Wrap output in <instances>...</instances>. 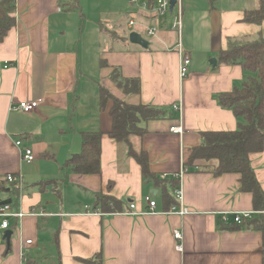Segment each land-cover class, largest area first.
I'll use <instances>...</instances> for the list:
<instances>
[{
  "label": "crops",
  "instance_id": "1",
  "mask_svg": "<svg viewBox=\"0 0 264 264\" xmlns=\"http://www.w3.org/2000/svg\"><path fill=\"white\" fill-rule=\"evenodd\" d=\"M207 1L206 15L195 11L191 0L183 4L182 52L160 45L144 49L111 42L86 70L79 53L82 31L69 26L72 8L67 7L68 13L63 14L61 0L15 1L16 25L0 43V180L7 175L21 176V151L13 144L17 139L22 147L32 150L35 168L43 162L44 171H40L31 191L28 187L21 196V191L17 195L7 188L0 193V202L11 199L13 203V194L22 212L42 210L52 216L25 217L20 230L22 242L15 228L10 230L9 243L0 231V264H40L47 257L56 264H83L82 260L95 254L101 255L102 264H264L259 233L217 229L219 212L252 211V206L251 196L238 192V175L214 177L199 172L204 167H216V161L197 162L193 172L184 174L183 204L190 213L183 217L164 214L159 190L152 182L143 181L137 163L106 135L101 139L99 175L66 172L57 179L63 172L61 164L79 152V132H107L111 128L108 108H98V84L128 104L165 112L163 118L141 122L145 134L132 141L136 149L147 152L151 172L159 177L181 171L188 150L200 144L201 132L237 129L239 121L215 98L240 86L246 75L238 66H212L209 62L224 48L227 38L264 36V23L255 26L240 22L244 11L258 8L259 0ZM206 22L209 35L202 44H196L194 30L199 24L208 27ZM77 30L78 40L68 39L67 35ZM159 37L157 33L154 38L159 42ZM182 54L190 55L184 78L179 76ZM100 60L108 67L101 68ZM112 67H119L125 78H139L140 94L125 97L118 92L107 79ZM83 84L90 87L89 94ZM39 98L42 103L30 113L11 110V105ZM174 105L179 106L178 112L172 110ZM174 126H180L182 134L170 132ZM55 148L62 150L61 163ZM249 158L264 190V150ZM51 179L59 181L60 198L50 187L40 193L34 186ZM108 183L112 184L109 194L125 203L124 212L84 214L85 208L92 209L94 193H105ZM147 195L156 202L157 213L127 215L146 212L143 198ZM130 204L135 206L133 210ZM14 224L11 220L10 227ZM175 230L181 233V252L175 250ZM25 240L32 244L24 246Z\"/></svg>",
  "mask_w": 264,
  "mask_h": 264
},
{
  "label": "trees",
  "instance_id": "2",
  "mask_svg": "<svg viewBox=\"0 0 264 264\" xmlns=\"http://www.w3.org/2000/svg\"><path fill=\"white\" fill-rule=\"evenodd\" d=\"M16 0H0V43L8 32L15 27ZM68 4L67 7L72 8ZM68 8V9H69ZM141 15H130L139 19ZM241 23L261 26L264 23V0H259V6L254 10H246L240 20ZM117 34V33H116ZM118 35V34H117ZM119 36V35H118ZM216 64L234 65L240 67L246 75L244 82L231 91L216 96L217 104L230 110L239 121L234 131H204L200 133V144L188 150L183 167L187 172H193L197 162L216 161L214 168L204 167L199 172H207L214 177L225 174L238 175L241 194L251 196L252 211L256 212L251 219L243 220L240 224L225 223L218 216L217 229L229 232L250 231L259 233L264 252V190L256 179L251 166L250 155L261 153L264 150V36L258 33L250 38H227L223 49L216 55ZM101 68L108 67L105 61L100 60ZM108 81L123 96L140 94L139 78H125L119 67H112L107 76ZM111 102L110 107L107 104ZM98 108L104 111L108 108L111 119V128L103 131L79 132V152L71 155L62 164L60 169L80 176H93L100 174L101 139L104 135L125 149L126 156L133 159L140 168L143 181L152 182L153 187L159 190V201L164 212L169 211L178 203L174 192L178 182L174 178L160 179L151 172L149 156L143 149H136L133 139L141 138L145 130L139 125L141 122L163 118L162 109L142 104H128L115 96L111 91L98 84ZM59 181L55 179L39 181L34 184L40 193L48 187L60 198ZM6 177L0 180V193L18 191L8 184ZM112 184H107V191L94 193V202L91 211L99 214H118L124 212V202L110 195ZM13 209H19L18 203H12ZM32 211V210H30ZM34 212V211H33ZM43 218V217H37ZM16 224V222H15ZM14 224V226H15ZM10 227V230L14 228ZM53 238L57 244L56 235ZM25 260V258H24ZM83 264H102L100 254L82 260Z\"/></svg>",
  "mask_w": 264,
  "mask_h": 264
},
{
  "label": "rangeland",
  "instance_id": "3",
  "mask_svg": "<svg viewBox=\"0 0 264 264\" xmlns=\"http://www.w3.org/2000/svg\"><path fill=\"white\" fill-rule=\"evenodd\" d=\"M183 4H185L186 0H182ZM192 8L200 14H203L205 10L209 8V3L207 0H191ZM71 4L72 10L69 11V26L71 29L79 28L81 29V37L82 41L80 42L79 53L82 56V63H83V70H86V66L90 65L93 67L94 60L96 61V56L100 50L103 49V46L107 48L108 45L112 44H123V46L132 47V44L129 43L128 36L131 31L140 32L139 27H135L133 29H127V22L130 18V15L134 17L135 9L132 6H129L126 0H61V8L63 9V14L68 13L67 6ZM185 6H183V10ZM206 15V13H204ZM118 19V20H117ZM172 17L168 16L165 21L164 26H160V31L158 32L159 42L156 41L155 38H147L143 37L144 40L147 42L148 47H152L155 45H160V47L164 48H173L176 49V44L178 42V36L176 32L169 31L168 24L171 21ZM80 24L78 26L77 24ZM158 24V23H156ZM101 25V26H100ZM205 26L202 27V24H199L196 31L194 30L193 37L195 38L196 44H202L201 40H206L210 27L208 23H205ZM183 30V29H182ZM183 32V31H182ZM119 34V36L117 34ZM68 39L71 40H78V36H80V32L74 31L72 34H68ZM185 38V33H181L182 41ZM163 49V48H162ZM187 55V54H185ZM190 58V55H187ZM188 71V67H187ZM187 74V73H186ZM87 93H90V87L88 85L83 84ZM82 87V88H83ZM83 91V89H82ZM111 102L107 104L109 108ZM20 112V111H19ZM56 152H59V162L61 163V148H55ZM57 154V155H59ZM56 155V156H57ZM36 160H34L31 164H21V180H22V190L20 195L25 192L24 189L30 187V191L33 189L32 184L36 182V178L39 175L40 171L43 172L44 170L40 167L35 168ZM61 167V166H60ZM60 173L61 180L66 174V171ZM25 195V194H24ZM11 198L13 199V203H16V196L11 194ZM144 199V198H143ZM144 202V201H143ZM84 204V203H82ZM90 205V204H89ZM83 206V205H82ZM55 219V218H52ZM51 219H47V221ZM51 232L49 229H47ZM48 254L45 253V256ZM48 256V255H47ZM56 259V258H55ZM36 264H39L36 261ZM40 264H56V260L48 259L41 260Z\"/></svg>",
  "mask_w": 264,
  "mask_h": 264
},
{
  "label": "built area",
  "instance_id": "4",
  "mask_svg": "<svg viewBox=\"0 0 264 264\" xmlns=\"http://www.w3.org/2000/svg\"><path fill=\"white\" fill-rule=\"evenodd\" d=\"M129 6L134 7L135 12L134 15H141L139 19L129 18L127 22V29H133L135 27L140 28V32L131 31L139 34L142 39L154 38L160 30V26H164L166 23V18L168 16L172 17L171 21L168 24L169 31L176 32L178 36V42L176 44V49L179 52H182L180 45V36L182 30V18H183V1L182 0H174V4L170 11V1L171 0H126ZM158 23V24H156ZM145 36V37H144ZM144 37V38H143ZM181 62L179 66V76L180 78H184L187 73V67L190 64V59L187 55H183L181 57ZM7 66V64L5 65ZM42 103V99H36L31 102H20L17 105H11V110L20 111L23 113H30L34 111L40 104ZM172 110L175 112L179 111V106L174 105ZM170 132L174 134H182V129L180 126H174L170 128ZM14 146L17 147L21 151V161L25 164H31L35 160V156L30 148L22 147V141L17 139L14 141ZM187 173V170L182 167L179 173L174 175H161L160 179H168L174 178L178 182V187L174 192V197L178 203L177 206H173L169 211L164 214L167 215H176L183 217L190 213L188 208L183 204V193H182V181L184 174ZM6 180L8 184L12 185V188L16 191L22 190V180L20 176L16 175H7ZM144 202L147 205V211L144 213H128L127 215H142V214H155L156 212V202L153 200L151 195H147L144 197ZM134 205L130 204L129 209L133 210ZM86 211L84 214L87 215H98L99 213L91 211V209L85 208ZM255 214L254 211H239V212H219L218 216L225 223H235L240 224L243 220L251 219ZM49 217L52 216L50 214L44 213V211L40 210L38 212L29 211L28 213L22 212L20 209L14 210L12 202L7 205L0 206V231L10 230V221L13 220L16 222L14 228L17 233L19 240L22 242L21 238V222L27 217ZM61 216V215H60ZM13 231V232H14ZM173 238L177 241L175 246V250L177 252H181L182 246L180 244L181 241V233L179 230H175L172 233ZM24 246L31 245V240H25ZM24 260V259H23Z\"/></svg>",
  "mask_w": 264,
  "mask_h": 264
},
{
  "label": "water",
  "instance_id": "5",
  "mask_svg": "<svg viewBox=\"0 0 264 264\" xmlns=\"http://www.w3.org/2000/svg\"><path fill=\"white\" fill-rule=\"evenodd\" d=\"M174 4V0H171L170 1V11L172 9V6ZM128 40H129V43H131L132 45H137L141 48H144L146 49L148 47V44L147 42L142 39V37L135 33V32H131L128 36ZM212 64V66H215L216 65V60L215 59H211L210 62ZM11 203V199H7V200H4V201H1L0 202V206H3V205H7V204H10ZM11 234L12 232L10 230H6L4 231L3 233V240H6L7 243H9L10 241V238H11Z\"/></svg>",
  "mask_w": 264,
  "mask_h": 264
}]
</instances>
